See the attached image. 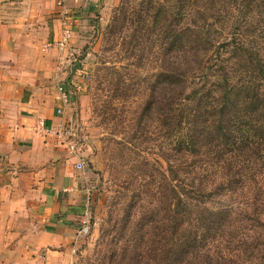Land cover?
<instances>
[{
    "label": "trees",
    "instance_id": "trees-1",
    "mask_svg": "<svg viewBox=\"0 0 264 264\" xmlns=\"http://www.w3.org/2000/svg\"><path fill=\"white\" fill-rule=\"evenodd\" d=\"M113 20V41L140 59H153L158 33L166 38L146 104L130 121L149 130L158 114L171 169L151 188L144 180L158 169L144 162L125 225L106 230L122 236L110 262L264 264V0L126 2ZM116 86L130 99L131 85ZM133 221L145 243L132 240Z\"/></svg>",
    "mask_w": 264,
    "mask_h": 264
},
{
    "label": "crops",
    "instance_id": "crops-1",
    "mask_svg": "<svg viewBox=\"0 0 264 264\" xmlns=\"http://www.w3.org/2000/svg\"><path fill=\"white\" fill-rule=\"evenodd\" d=\"M98 6L99 0H0V264L76 259L90 172L86 163L78 166L85 158L77 146L52 128L68 115L60 87L70 96L78 72L64 56ZM65 28L72 37L61 50Z\"/></svg>",
    "mask_w": 264,
    "mask_h": 264
},
{
    "label": "rangeland",
    "instance_id": "rangeland-1",
    "mask_svg": "<svg viewBox=\"0 0 264 264\" xmlns=\"http://www.w3.org/2000/svg\"><path fill=\"white\" fill-rule=\"evenodd\" d=\"M142 1L99 0L92 22L86 24L84 30L78 34L77 41L70 43L64 56L65 64L78 71L74 72L73 82L67 88L70 91V102L67 106V119L63 124L64 132L67 140L75 143L78 151L83 154L90 172V198L86 212L78 220L79 228L82 220L90 228L88 233L80 235L78 239L80 243L73 264H112L111 253L119 248L116 244L122 236L118 233L116 241H113L114 235L116 236L115 229L110 235L106 230L117 222L121 227L125 225L135 190L140 183L136 176L143 171L144 162L148 161L150 166L158 169L155 177L144 180L151 188L165 182L160 173L170 174V166L163 155L170 142L160 133L162 125L158 114L154 113L156 121L147 125L146 129L149 130L144 129L145 125L144 128L139 127L138 123L135 125V117L130 121L146 104L151 82L156 79L157 70L166 57L165 49L160 43L162 40L165 42L166 38L160 33L159 38L155 36L153 59L150 54V60H146L147 57L143 59L141 56L140 59V54L127 49L121 43V37L117 39L118 42H114V37L110 36V26L119 7L126 2L131 7H136ZM150 11L153 14L155 9ZM162 18L161 14L160 20ZM147 22L154 24L153 19ZM125 32L127 31L124 29L121 35H126ZM169 39H173V35L167 38ZM116 83L131 85L130 99H126L125 94L123 96L122 89L117 90ZM111 98L113 100L110 102ZM159 100L160 96L153 111L160 106ZM105 109H109V112L106 113ZM135 132L142 136L135 138ZM122 140L125 145L123 142L118 143ZM123 146L125 148L121 149ZM157 196L159 200V194ZM136 216L139 217V214ZM134 223L136 221L132 224L135 239L132 240L137 244L145 243L146 240L140 239L146 234L145 229L135 231ZM105 233L109 237L107 242ZM125 234L128 235L125 237L127 242L131 233L125 231Z\"/></svg>",
    "mask_w": 264,
    "mask_h": 264
},
{
    "label": "built area",
    "instance_id": "built-area-1",
    "mask_svg": "<svg viewBox=\"0 0 264 264\" xmlns=\"http://www.w3.org/2000/svg\"><path fill=\"white\" fill-rule=\"evenodd\" d=\"M71 37L72 36H71L70 29L65 28L64 32H63L62 40L59 42V48L61 50H63L64 48L67 47ZM60 89L62 91V98L61 99L63 100L64 104H66V105L69 104V102H70L69 101V97L70 96L68 95V92L66 90H64L63 87H60ZM63 111H64L63 108H58V113L59 114H62ZM52 130H55L57 133L63 134L64 136H66L65 132H64L63 124H59L58 127L52 128ZM74 145H76V144L72 143V144H70V147L73 149V148H75ZM84 165H85V161L82 159L81 162L78 163V166L82 167ZM82 221L83 222H81V227L79 228V235H84V234L88 233L89 232V228H90V226L87 224V222L85 220H82Z\"/></svg>",
    "mask_w": 264,
    "mask_h": 264
}]
</instances>
